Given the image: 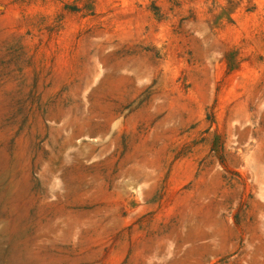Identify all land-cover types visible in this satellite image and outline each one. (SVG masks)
Listing matches in <instances>:
<instances>
[{"label":"rangeland","instance_id":"rangeland-1","mask_svg":"<svg viewBox=\"0 0 264 264\" xmlns=\"http://www.w3.org/2000/svg\"><path fill=\"white\" fill-rule=\"evenodd\" d=\"M0 264H264V0H0Z\"/></svg>","mask_w":264,"mask_h":264}]
</instances>
